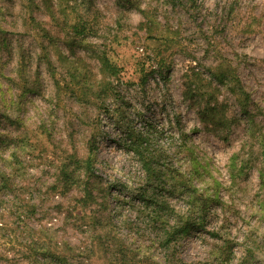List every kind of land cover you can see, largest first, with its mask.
<instances>
[{
	"label": "rangeland",
	"instance_id": "obj_1",
	"mask_svg": "<svg viewBox=\"0 0 264 264\" xmlns=\"http://www.w3.org/2000/svg\"><path fill=\"white\" fill-rule=\"evenodd\" d=\"M101 55L120 69L104 110L77 99L99 79ZM222 61L264 131V0H0V264H264V164L244 117L223 92L238 122L208 133L182 98L189 68ZM130 134L148 140L160 178L178 170L209 200L170 247L150 198L182 215L191 199L147 180ZM91 149L92 199L63 192L68 157Z\"/></svg>",
	"mask_w": 264,
	"mask_h": 264
},
{
	"label": "trees",
	"instance_id": "obj_2",
	"mask_svg": "<svg viewBox=\"0 0 264 264\" xmlns=\"http://www.w3.org/2000/svg\"><path fill=\"white\" fill-rule=\"evenodd\" d=\"M32 1L33 0H31V2ZM46 1L47 0H44L45 3ZM121 1L128 3V0ZM139 13L143 14V12ZM63 18H66L65 14ZM52 19L56 21L53 16ZM69 28L75 37H82L88 31L84 23H77L69 26ZM97 62L99 79L95 80L93 85H88L85 89H80L77 99H81V103L86 102L90 104H95L99 101L101 105L98 106L97 109L104 110L103 106L105 105V100H109L115 95V90L119 82L120 69L110 62L105 55L98 57ZM46 65L49 70L52 68V64L49 60H46ZM182 78L184 80L182 84V98L191 108L196 110L200 122L206 127L208 133L226 130L238 122L236 118L228 117L227 105L219 102V98L222 96L223 92L233 98L240 116L244 117L249 145L257 147V153L264 164V131L261 124L256 122V115L251 110V96L243 86L236 70L230 64L222 61L209 67H191L188 72L183 74ZM144 81L145 79L143 78L141 82L144 83ZM54 87L57 92L63 90L57 80H54ZM129 136L131 140L126 148L139 159L147 180L153 183L156 180L162 179L161 181H164L169 187H178L179 189L177 191L181 195L191 199L190 204H188L187 214L182 215L175 212L169 205L167 199L157 202L150 198L152 200L151 203L158 208L159 213L165 214L166 218L162 223L164 237L163 244L161 245L163 247H170V245L178 243L180 240L187 237L195 230L196 226L199 225L192 215H189L191 209L195 207L193 205H196L197 215L201 216V219L205 213V207L209 200L204 199L202 195L198 193L197 188L192 185L190 180L185 175L179 173L178 170L172 168L170 170L166 169L162 178H160L159 175L161 172L155 166L148 150V140L141 135L134 136L130 134ZM180 138L181 146L186 149L188 141L187 136L182 133L180 134ZM68 158L69 164L63 165L58 178V180L62 182L61 187L63 192H67L68 188L82 187L84 197L91 200L90 182L93 178L92 166L94 161L92 149L88 151L87 157L83 160L77 159L75 156H69ZM80 176H84L86 181H79ZM260 176L264 179L263 173H261ZM58 180L50 189L57 191ZM2 184L6 186L7 181L3 179ZM63 192L57 191L56 193L62 195ZM142 199L144 201V197ZM154 201L156 204H154ZM46 255L49 257L48 252Z\"/></svg>",
	"mask_w": 264,
	"mask_h": 264
}]
</instances>
